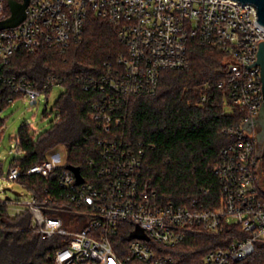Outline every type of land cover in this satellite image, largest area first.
<instances>
[{"label":"built area","instance_id":"built-area-1","mask_svg":"<svg viewBox=\"0 0 264 264\" xmlns=\"http://www.w3.org/2000/svg\"><path fill=\"white\" fill-rule=\"evenodd\" d=\"M89 13L110 21L125 47L113 62H104V72L82 76L83 87L98 92L89 117L101 130L99 153L79 166L81 180L57 152L25 169L14 158L7 179L21 183L29 197L0 196V216L27 213L31 230L42 238L58 236L62 246L54 250L56 264H183L168 248L189 234L221 241L200 260L190 259L192 264L245 259L255 242L264 241V143L256 139L252 122L264 100L261 65L255 63L264 26L254 19V5L237 0H29L19 23L0 28V66L18 49L33 51L43 44L64 49L80 40ZM9 15L6 0H0V20ZM192 41L223 52L229 96L245 111L239 124L222 129L232 141L221 147L214 167L220 198L214 207L161 201L142 178L144 144L125 139L117 128L127 118L132 96L155 93L162 70L189 66ZM0 81L11 89L0 112L20 98L35 104L40 93L63 85L56 75L36 86L24 75L2 71ZM246 121L252 122L250 129L243 126ZM4 122L0 117V139ZM15 139L21 154L18 134ZM137 228L143 235L131 236Z\"/></svg>","mask_w":264,"mask_h":264},{"label":"trees","instance_id":"trees-1","mask_svg":"<svg viewBox=\"0 0 264 264\" xmlns=\"http://www.w3.org/2000/svg\"><path fill=\"white\" fill-rule=\"evenodd\" d=\"M124 50L115 26L89 13L80 40L64 49L46 44L33 51L18 49L0 66L5 74L24 75L36 86L50 75L60 76L65 87L55 101L56 115L49 128L38 132L28 123L20 128L23 154L14 159V164L25 169L45 159L58 145L65 146L67 163L81 168L89 157L99 153L101 130L89 117L98 92L85 89L82 76L104 72V62H113ZM188 54L187 68L160 72L154 94L130 98L127 118L117 128L125 139L144 144L142 178L161 201H194L201 207H214L220 200L214 167L221 147L232 141L222 129L239 124L245 111L229 96L223 52L216 46L192 41ZM9 94L10 86L0 81L2 105H6L4 99ZM219 244L217 236L189 234L168 251L178 262L192 264L190 259L200 260ZM59 246L58 236L42 238L31 230L27 213L0 216V264H56L53 253ZM233 264H264V241L255 242L252 253Z\"/></svg>","mask_w":264,"mask_h":264},{"label":"rangeland","instance_id":"rangeland-1","mask_svg":"<svg viewBox=\"0 0 264 264\" xmlns=\"http://www.w3.org/2000/svg\"><path fill=\"white\" fill-rule=\"evenodd\" d=\"M65 89L63 85H55L48 93H40L38 102L31 104L26 98L15 100L7 105L1 112L0 117L5 118L1 130L0 139V196L12 199H27L29 194L25 187L16 180L7 179V170L11 161L22 156L15 148L16 135L25 123H30L38 132L51 126L55 119V101L58 95ZM227 110H230L227 107ZM57 152L61 159H66L67 153L64 145H58L48 151Z\"/></svg>","mask_w":264,"mask_h":264},{"label":"water","instance_id":"water-1","mask_svg":"<svg viewBox=\"0 0 264 264\" xmlns=\"http://www.w3.org/2000/svg\"><path fill=\"white\" fill-rule=\"evenodd\" d=\"M239 2H249L254 5L255 8V20L264 26V0H237ZM29 0H6L7 6L10 11V15L2 20H0V28L13 26L19 23L25 16V9L28 5ZM261 65L262 83L264 90V41L259 45L256 62ZM253 123L257 125L256 139L260 143H264V100L261 101L260 110L257 117H253ZM251 121H246L243 126L250 129L252 124ZM70 168L76 175L78 180L82 179L80 175L79 166L67 163L66 165ZM142 236V230L140 228L135 229L131 236ZM147 238V237H146Z\"/></svg>","mask_w":264,"mask_h":264}]
</instances>
